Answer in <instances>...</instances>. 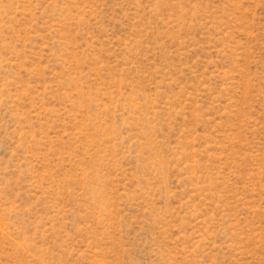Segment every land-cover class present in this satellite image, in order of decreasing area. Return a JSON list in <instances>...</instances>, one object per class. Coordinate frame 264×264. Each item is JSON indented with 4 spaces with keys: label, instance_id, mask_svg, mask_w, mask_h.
I'll return each mask as SVG.
<instances>
[{
    "label": "rangeland",
    "instance_id": "1",
    "mask_svg": "<svg viewBox=\"0 0 264 264\" xmlns=\"http://www.w3.org/2000/svg\"><path fill=\"white\" fill-rule=\"evenodd\" d=\"M0 264H264V0H0Z\"/></svg>",
    "mask_w": 264,
    "mask_h": 264
}]
</instances>
